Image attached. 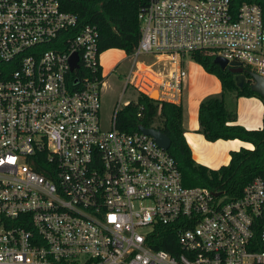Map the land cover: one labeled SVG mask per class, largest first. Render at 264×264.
Wrapping results in <instances>:
<instances>
[{"label":"built area","instance_id":"1","mask_svg":"<svg viewBox=\"0 0 264 264\" xmlns=\"http://www.w3.org/2000/svg\"><path fill=\"white\" fill-rule=\"evenodd\" d=\"M137 18L120 94L180 103L192 50L264 76L257 3L147 0ZM101 52L59 0H0V264H264V171L233 197L184 185L167 148L115 126L122 104L101 122Z\"/></svg>","mask_w":264,"mask_h":264},{"label":"trees","instance_id":"2","mask_svg":"<svg viewBox=\"0 0 264 264\" xmlns=\"http://www.w3.org/2000/svg\"><path fill=\"white\" fill-rule=\"evenodd\" d=\"M242 1L257 3L264 15V0H229L230 9L235 12ZM60 7L77 16V26L95 24L98 31V48H120L125 53L132 51L140 35L137 13L147 0H59ZM213 53L206 50H192L189 57L206 72L214 74L220 83V91L204 96L197 106L198 131L207 140L217 138L240 139L248 148L240 146L230 150L229 160L216 168L196 162L183 136L181 124L182 105L166 100L154 99L137 93L136 99L122 104L115 112V126L121 130L133 131L138 124L155 127L170 138L167 148L180 171L184 185H201L211 190L222 191L228 197L240 194L242 186L255 175L264 171V109L261 126L245 128L235 123V110L226 106L225 97L255 95L247 77L241 87L234 82L233 73L227 67L221 68L213 61ZM264 102V101H263ZM139 113V114H137ZM175 235H154L153 248L173 251L176 248Z\"/></svg>","mask_w":264,"mask_h":264},{"label":"crops","instance_id":"3","mask_svg":"<svg viewBox=\"0 0 264 264\" xmlns=\"http://www.w3.org/2000/svg\"><path fill=\"white\" fill-rule=\"evenodd\" d=\"M120 49V48H119ZM123 56L124 51L120 49ZM195 68L186 69V77L183 82L182 96L188 87L189 81L192 80V76L207 77L209 72H206L198 63L192 62ZM195 73V75L193 74ZM214 78L212 81V87L203 86L196 96L183 99L182 105V118L181 124L183 129V136L187 142L191 157L198 163L204 164L208 167L216 168L221 164H226L229 160L230 150H236L240 146L246 145L240 139L217 138L214 140H207L203 137L202 133L198 131L197 121V106L199 101L206 95L212 93H218L220 91V83L218 78L212 74ZM226 106L229 109L235 110V123L241 124L245 128H258L261 126V117L264 109V102L261 98L255 95L249 96H234L228 94L225 97ZM235 141H238L237 143Z\"/></svg>","mask_w":264,"mask_h":264},{"label":"rangeland","instance_id":"4","mask_svg":"<svg viewBox=\"0 0 264 264\" xmlns=\"http://www.w3.org/2000/svg\"><path fill=\"white\" fill-rule=\"evenodd\" d=\"M150 59L151 58L148 56H143L140 60L148 62ZM100 60L104 66V69H109L110 66L117 63L115 66H113V70H111L107 76V84L100 91V120L106 125V119L111 113L115 102L118 101L121 105L128 100L134 101L136 99L137 92L132 87L128 86L120 94V88L124 79L123 76L126 71V66L128 65V57L123 59V54L119 48H107L102 50L100 54ZM193 61L194 60H192L189 56L185 57L184 65L186 66L187 70L189 68H195V65L192 64ZM193 74L195 75V73ZM212 81H214V78L209 73L207 77L196 78V76H192V80L189 81L187 89L185 90L183 96H181V101L183 102V99L196 96L203 86H208L211 88ZM150 95L152 97H156L157 93L156 91H151Z\"/></svg>","mask_w":264,"mask_h":264},{"label":"water","instance_id":"5","mask_svg":"<svg viewBox=\"0 0 264 264\" xmlns=\"http://www.w3.org/2000/svg\"><path fill=\"white\" fill-rule=\"evenodd\" d=\"M76 58L77 55L75 52H73L69 58L70 68L76 66ZM213 61L217 63L221 68L227 67V69L234 74L233 78L237 87H241L244 80L248 77L251 80L250 88L253 91L257 92L264 101V76L253 70L244 71L237 61H227V59L221 55H214ZM150 97L152 96L150 95ZM137 129L151 135L156 143L159 144L162 148H168L170 138L164 131L151 126L146 127L142 124H138Z\"/></svg>","mask_w":264,"mask_h":264},{"label":"bare ground","instance_id":"6","mask_svg":"<svg viewBox=\"0 0 264 264\" xmlns=\"http://www.w3.org/2000/svg\"><path fill=\"white\" fill-rule=\"evenodd\" d=\"M235 142L237 143L238 141H235ZM246 147L251 148L253 146H252V144H247Z\"/></svg>","mask_w":264,"mask_h":264}]
</instances>
